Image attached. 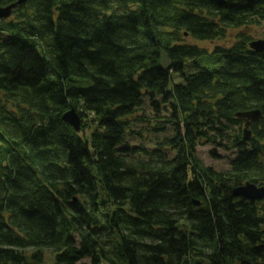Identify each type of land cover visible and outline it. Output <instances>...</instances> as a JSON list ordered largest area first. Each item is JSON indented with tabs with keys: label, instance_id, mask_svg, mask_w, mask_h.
Here are the masks:
<instances>
[{
	"label": "trees",
	"instance_id": "1",
	"mask_svg": "<svg viewBox=\"0 0 264 264\" xmlns=\"http://www.w3.org/2000/svg\"><path fill=\"white\" fill-rule=\"evenodd\" d=\"M261 24L264 0L15 7L0 21V264H264V197L232 194L264 187V53L240 31ZM251 110L244 140L235 114ZM204 144L233 150L227 169L204 165Z\"/></svg>",
	"mask_w": 264,
	"mask_h": 264
},
{
	"label": "water",
	"instance_id": "2",
	"mask_svg": "<svg viewBox=\"0 0 264 264\" xmlns=\"http://www.w3.org/2000/svg\"><path fill=\"white\" fill-rule=\"evenodd\" d=\"M29 0H17L16 2L5 6L0 7V21L6 20L12 15V11L15 7L22 5L26 3ZM216 5H222L224 3V0H211ZM250 50L256 52V53H264V39L252 41L249 44ZM160 66L164 70L170 69L172 66V63L170 59L168 58V55L166 52L162 51L160 55ZM235 117L240 119L242 122H244L243 126V139L247 140L251 136L250 132V126L253 123H257L261 117V111L260 110H251L248 112H240L235 114ZM63 121L67 123L70 127H72L76 132H80L81 130V118L76 113V111L71 108L69 111H67L63 117ZM233 196L242 197L249 200H255L264 197V187H257L250 183H245L242 186H239L235 188L232 191ZM193 205L199 206L198 201H193Z\"/></svg>",
	"mask_w": 264,
	"mask_h": 264
},
{
	"label": "rangeland",
	"instance_id": "3",
	"mask_svg": "<svg viewBox=\"0 0 264 264\" xmlns=\"http://www.w3.org/2000/svg\"><path fill=\"white\" fill-rule=\"evenodd\" d=\"M2 21V20H1ZM240 31H244L246 35H250L252 40L258 39V38H264V24H261L256 27L251 28H244ZM239 30L231 31L228 34L227 39L223 41H217L215 44H229L232 39H236L238 36ZM195 42V41H194ZM201 43V42H199ZM200 45H206V46H212L214 43L209 44L207 42H203ZM243 130V126H242ZM251 132V130H250ZM214 147L212 145L204 144L197 146V156L199 159L204 163V165L212 167L214 170H225L228 168L229 160L233 158L234 152L233 150H225L220 147H216L215 149V157H212L210 155V151L214 150ZM88 262V261H87Z\"/></svg>",
	"mask_w": 264,
	"mask_h": 264
},
{
	"label": "flooded vegetation",
	"instance_id": "4",
	"mask_svg": "<svg viewBox=\"0 0 264 264\" xmlns=\"http://www.w3.org/2000/svg\"><path fill=\"white\" fill-rule=\"evenodd\" d=\"M260 39H264V38H258V39H255V40H260ZM252 41H254V40H252ZM252 41H251V42H252ZM251 42H250V43H251ZM250 43H249V44H250Z\"/></svg>",
	"mask_w": 264,
	"mask_h": 264
}]
</instances>
